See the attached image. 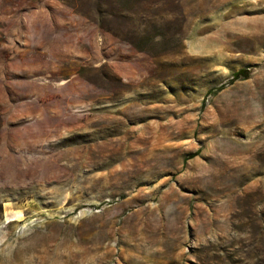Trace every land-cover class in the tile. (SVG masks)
Listing matches in <instances>:
<instances>
[{
    "label": "rangeland",
    "instance_id": "1",
    "mask_svg": "<svg viewBox=\"0 0 264 264\" xmlns=\"http://www.w3.org/2000/svg\"><path fill=\"white\" fill-rule=\"evenodd\" d=\"M0 264H264V0H0Z\"/></svg>",
    "mask_w": 264,
    "mask_h": 264
},
{
    "label": "trees",
    "instance_id": "2",
    "mask_svg": "<svg viewBox=\"0 0 264 264\" xmlns=\"http://www.w3.org/2000/svg\"><path fill=\"white\" fill-rule=\"evenodd\" d=\"M249 70L248 69H241V70H238V71H236L235 73H234V77L236 78V79H240V78H248L249 77ZM199 154V152L197 151V152H194V153H192V154H190V158H192V157H195L196 155H198Z\"/></svg>",
    "mask_w": 264,
    "mask_h": 264
}]
</instances>
